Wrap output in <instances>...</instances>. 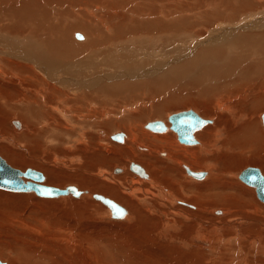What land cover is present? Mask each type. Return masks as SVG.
Segmentation results:
<instances>
[{
    "label": "bare ground",
    "instance_id": "6f19581e",
    "mask_svg": "<svg viewBox=\"0 0 264 264\" xmlns=\"http://www.w3.org/2000/svg\"><path fill=\"white\" fill-rule=\"evenodd\" d=\"M188 1L190 0H0V42L4 43V45L0 43V86H1L0 108L7 106L4 105L3 102L9 104L8 107H10L13 103H20V102L23 103L24 101L23 107L20 106L19 108L17 107L14 108L10 107V108H12V110L21 112L22 108L26 107L30 112L33 111L36 112V114L39 115L38 116L39 121L42 120V123H44L42 126L41 125H39V127L36 126L38 128L37 129L38 133L36 132L35 130L36 128H35L34 129L35 132H33L34 131L33 130L32 134L26 133V135L20 136L18 137V139L22 141V139L26 138L25 141L26 140L28 141L29 139L32 138L33 135L38 140L36 133L39 135L41 134L40 135L41 138L45 136V138L43 137V139L46 142L44 143L43 142L44 140L41 141L38 140L37 142L40 141L41 144H43L40 145L43 146L42 147L43 150L52 151L54 149L51 148V146L53 145V141L51 138L54 135L59 134V131H70L71 133H74L73 135L74 137L72 136V139H75V142L86 143L88 138L87 139L85 138V128L83 126L82 127L80 126L81 127L80 130L76 129L73 123H77V122L76 121L74 122V120L81 122L80 124H87L89 122L88 120L96 122L97 118L92 117L90 115V113L92 112L91 109H93L94 107L95 108L99 107L100 112L105 114L108 108V102L106 101L108 100H110V102L114 101L118 107L123 104H132L137 102L136 103L137 106L142 105L144 108L142 110H139L133 115L125 117V119L130 123L138 122L139 125L137 127L141 128L142 133H144L143 134L144 139L150 136L152 137L154 142L157 141L158 144L160 143V145L162 144L165 146H171V150H172L171 153L173 155H176L178 153L176 156L177 159L174 160V163H176L174 165H177L179 170L182 171L181 173L184 176L183 177L184 181H181V179L179 178L177 179L171 178L168 180L167 179L164 180L165 181L164 184L169 188V190H167L154 183L155 181L160 179V176H157L156 174L157 165L152 163V161L150 160V159L153 160L152 156L146 159V156L151 154L148 152L150 150L147 147L142 148L141 146H139V141H138L139 137L134 134V130L128 128L126 122L123 121L124 119L118 122L116 121L112 122L110 119H108V117L104 119L103 116L105 122L100 121L94 124L95 126L102 128L97 131L98 137L97 135H95L99 141V143H97V146L99 148L100 147L104 148L102 150H105V153L107 154H110L111 152L115 154L119 152L124 153L126 151H129L132 155L136 156L137 154L135 153L134 148L135 146L138 147L139 150L141 151L140 154L141 156H137L136 159L139 163H142L145 166L144 169L146 171L148 170L147 173L149 172L152 175L151 176L148 173L150 177H147L145 172L143 171L142 165L140 164L139 165L142 168L135 164L130 167L129 164L128 167L126 166L127 169H123V170L121 169V171H118L121 173L117 175L118 177L115 180H113L108 174H106L107 172L102 171L101 176L103 175V177H105L107 175L108 176V177L106 176L107 181L105 180L104 183H95L91 186V188H93L94 191L104 194L102 196L104 197L109 196L107 198L111 197L110 199L118 203L119 205L121 204L126 205L128 208L131 209V211L135 216L134 219L131 220L136 221L137 222L136 224H134L135 222L131 221V224L122 223L123 225H121L123 227H126L125 234H127V236L125 237V239L122 238V242H121L122 245L121 244L120 245L121 247H123V249H125L124 251L125 255L126 254L130 255L127 264H156L155 260H157L159 256H162L163 254L162 251H164V249H167L166 246L170 247L171 245L169 243L168 245L164 244L165 246H158L161 244L154 237L155 236L154 230L151 229L148 225L149 217H153L154 220L155 219L158 220V223L160 224L159 227L156 228V233L158 234V236L165 237V235H167L171 239L172 231H174L175 233L177 232L180 233V231L183 228L185 232L192 233L190 238H195L196 241L193 242L194 245L196 244V242L203 241L205 243H208L210 247H212L215 243L222 244L223 242L224 243L226 242L228 243L227 246L229 247L231 245L232 239L236 237H234V235H225V234L224 236L217 237V235L219 234V232H221V229H224L226 227H233L235 228V230L236 228L238 229L240 227L239 222L241 221V219L238 218L237 219L238 221H230L229 223H225L220 220L215 222L209 220V222H206V220L203 218V214H204L203 212L205 210L204 204H208V202L213 203L215 200L216 201L218 200L219 203L229 204L228 207H233V209L235 210L234 213L236 214V212L240 210L241 206H239V204H237L238 206H236L238 200L237 198L239 197L237 198L232 197L234 195L228 193L231 190H233L231 189V185L235 186L236 183V181L234 182L233 179L234 177L229 178V176L232 177V174H230V172L232 171L233 168L239 169L240 167L246 166L247 164H252V165L257 164V165H262L264 167V130L261 129L262 126L260 127L259 124V120L263 121L264 123V113L263 114L261 113L264 111V76H262V74H264V67L260 66V64H264V32L263 33L257 32L264 29H261L262 26L261 27L259 26L258 28L255 22L253 23L247 22L246 24H243L244 26H242V29H244L245 31H241L242 32L241 34L239 33L237 35L234 34V32H236L235 30L237 29L238 24H242L244 23V21L246 22V19L250 20L251 18L250 13L253 10L264 7V0H197L200 10L205 9V11H201V12L199 11L201 15H198L197 13L196 14L198 16L196 14H195L196 16L195 15L190 16L189 14H188L189 16L186 14L179 15L178 10L175 7H181L185 9V6H187ZM233 2H237V6L235 8H233L232 6ZM100 8H105V10H107L106 13L105 12L103 13L101 10H99V12L101 11V14L106 17V20L107 19L109 20L108 21L109 23H111V24H106V26H104L103 28L101 26L100 28L99 25L103 26L106 23L105 19H103L104 21L100 19L101 17L104 16L97 15L100 16L98 18L95 16L94 13L95 9H97L98 12V9ZM208 8H212L216 10H212ZM256 14L254 15L256 16ZM182 17H186L188 21L186 22L184 20H181ZM54 19H59L61 21L59 23L58 22L54 23L55 22ZM64 20L71 23V25L68 26L64 24L66 23L64 22ZM205 20H210V22H201ZM214 20L215 22H213ZM178 22L179 25H182V27L176 26ZM32 23L34 24L33 28L31 27ZM215 23H218V25H220L219 29H222L224 26L225 28L222 29L220 34L217 35L215 38L214 36L207 37L208 35L206 34L211 29L210 27L213 26ZM171 24L173 26H171ZM29 25L31 28L29 27ZM189 26L191 28V32H195L192 35V39L195 42H193V45L188 49L189 51L187 53L190 52L191 48L194 50L195 47L206 45L207 43L209 44L210 42H214L215 45L218 44L219 48L218 49H214V48L211 49V47L210 49L202 48L200 49L201 50L200 52L198 51L199 53L196 55L195 59L193 60L190 59L189 61L184 60L182 62L180 61L181 63L178 65L163 64V63H167L168 61L166 60L167 58L162 60L160 59L159 61L153 62L151 65L150 64L147 65L149 60V55H151L147 52L148 50L134 54L133 52H131L133 51V48L131 47H134L133 44L135 40L138 41V44H141L140 46H144L145 49L149 41L154 39L155 37H158L159 34L163 36L169 35L170 39H175L172 36L175 34H178L179 38L181 39L186 38L188 35L190 36L192 34L191 32H186L189 29ZM76 29H80L81 31L83 30L82 32L86 34L77 33L80 31H77ZM72 31L76 32L78 39H81L82 42L76 39L75 37L76 34L72 33ZM72 34L75 35L72 36ZM86 36L89 38V40L86 39L88 40V42L84 44L85 42L83 43V40ZM188 37L186 38L187 40L183 42H185L187 45H190L191 40ZM142 38H145V40H141ZM15 40H17L16 41L17 43H15ZM9 42H13L15 44L13 43L10 44ZM115 42L117 43V45H119L118 43H125L128 47L126 49L127 54L124 53L123 51L124 48L123 50H118V51L117 49L119 48L115 49L117 53L116 54L115 50H113L114 47H117V45L114 46ZM253 42L254 44H252ZM2 45L3 47H5V49H7L6 50L7 52L3 49V47H1ZM110 46L113 47L112 49L113 51H110L111 57L109 56V52H105V50H107V48H109ZM235 50L236 51L238 50L239 52L236 53ZM172 51H176V53L178 54L180 53L179 55L177 54L178 57L181 55V57H179L180 59L178 60H183V58L187 54L186 50L182 47L181 42L179 46H176V48H174ZM92 54H95V56L97 57L99 55L101 57L100 58L101 60H98L99 57L96 58L95 56H93L92 59L93 60L95 59L97 62L90 59V57L87 58V56L89 55L91 56ZM173 56L175 55L173 54ZM203 60L206 62H203ZM122 62L125 63L124 66H122L123 65ZM119 63L120 65L117 68L115 65ZM97 64L100 65L97 66ZM232 64L237 65L241 69V71L246 75L247 79L235 78L234 77L235 70L232 69ZM208 65L209 67L206 70L202 71L203 68ZM64 66H71L70 72H72L73 70L77 71L78 69H79L78 72H80V70H83V72L87 70V72H89L95 69V71H98L97 72L98 75L95 77L93 73L96 72L94 71L91 74L87 73V76H83L81 80H77L76 78H68L64 80V78H61V71L62 69L65 68ZM164 66H165L164 72H161V74L157 77L158 73L163 69ZM108 67H110L109 70ZM197 67H200L199 69H201V71H199V69L198 71H196ZM115 68L117 69L118 72H120V74H116L112 72L111 80L116 79L121 75L125 76L126 75L125 73L128 71H126L124 68L126 69L131 68L132 70L135 71L131 73H135V74H131L130 75L131 78L129 80H133V81L127 80L128 82H123V83L120 82L108 83L109 72L110 70L114 71ZM66 72L67 71L65 70L64 73ZM199 72L200 74L197 75L196 73ZM141 77H145L144 78L145 80H142ZM176 83L177 85H180L179 88H181V90L183 91L182 92L179 91L180 93L178 94H176L177 93L176 92L175 94L167 97L163 102L161 101L162 103H159L158 105L154 106L153 103H155V100L157 101L158 99L157 97L159 96L163 97L162 94L167 89L170 90L169 89L170 87L171 88L172 86L176 87L175 85ZM215 83L217 84L215 85ZM239 94H241L242 99L240 98L237 99L236 95ZM145 96H148L146 103L144 101L139 102ZM240 105L248 106L249 112L247 110L246 111L248 113L246 111L243 112L242 110H240ZM185 107L194 108V111L193 110L192 111L197 115L201 114L202 112L204 114H208L210 112H216V111L223 113L219 115L217 121H215V119H213L212 117L208 119L203 118L204 120H209V121L205 123L200 129L196 130L193 133L194 135L195 133L199 132L202 128H204V130L197 133L196 136L197 138L201 139L202 142L207 143L206 145L211 147L213 146L212 149L209 150L206 148L207 146L204 147L201 144L199 146L194 147L196 149H192L189 148L187 145H183L185 142L181 141L183 143L181 144L179 141L180 139L178 140L177 138L178 132L172 129L175 131L173 132L170 129L171 126L168 125L166 126V130L163 131L166 132L163 135L161 134L153 135L147 130L148 128L146 127L147 124L152 122L153 119H158L159 117H161L163 112L167 108L178 109ZM55 110L59 113V116L55 113ZM196 110L201 113L197 112ZM21 113L24 114L26 113V111H23ZM259 113L262 115L259 116L258 115ZM89 115L92 117L91 119L89 118ZM111 115L114 114L111 113L110 116ZM24 116L27 117V115L25 114ZM78 119L81 120L79 121ZM146 119H148V122L145 121ZM225 120L226 123L224 124ZM90 122L88 123L87 127L90 126ZM11 123L14 124L16 127L19 128L21 127L22 129L24 128V126L20 122H15V123L11 122ZM43 126L44 128H42ZM87 129L89 130V127ZM119 130L120 131L124 130L125 132L127 131L129 134L126 133L127 138L123 135L124 137L120 141L121 144L125 142L124 145L121 144L118 145V143H115L114 149L119 148V151L115 152V150L113 151L112 149H109L108 146L106 147L103 144L104 143L107 144L106 141L107 137L109 138V140L110 139L115 140L111 136L112 134H114L112 132L114 131L119 132ZM153 131L157 132L156 130ZM160 132L161 131L157 133ZM87 134L89 135V133ZM197 140L198 139H196L195 143H185V144H192L193 146V144L197 145L198 143H201ZM218 142L220 146L215 150ZM185 146H187L186 149H184ZM65 147H67V145ZM81 147L84 148L85 152L96 153L93 147L86 146L84 144ZM63 149L65 150L66 148ZM144 149L146 151H143ZM66 150H68V148ZM70 150L68 152H70ZM211 150L214 151V154L211 157H207L206 155L208 151L211 152ZM113 154L110 157H104L103 161L105 162L117 161V160L125 161V159L122 158L120 154L119 155L117 154L115 156ZM181 155L185 156L184 161L178 160ZM21 156L23 155L20 154V157ZM167 158L169 157L166 156L164 158V161ZM172 158L175 159L173 156ZM194 160L195 162H193ZM158 161L160 160L158 159ZM63 162L66 165L69 164L67 160L66 161L64 160ZM212 162L217 167L218 165L219 166L221 165L220 167H218V171L216 172L214 171L216 174L212 175L210 171L204 172V174L207 175L208 178L207 182L204 183L205 185H194L195 183L193 182L195 180L194 178H192V176H194L197 179H202L205 176L204 175L196 176L193 175L191 172H194V169H196L197 165L198 167H206L207 169L211 170ZM29 163L31 164V162ZM21 164L22 163H20V165ZM51 169L53 168L44 169L45 173L49 174ZM131 170H133L132 172L134 173H131ZM170 170H172V172H175V170L173 169ZM53 171L55 172V175H57L58 171L56 172L55 169H53ZM114 173H116L115 169H114ZM261 173L263 174V172ZM58 175H60V173ZM161 175H163V173ZM58 177L59 176H57V178ZM75 177L77 178V179L74 178L73 180L75 181V183L79 181V178L82 179V177L79 175H75ZM126 178L128 182H130L131 184L132 183H140V184H138L137 187L132 184L133 187L131 188V190L128 188L129 186L127 187L128 189H126V187H123L124 185H122L124 184L123 181L126 180ZM239 178L242 182H244L248 186L255 188L258 198L264 203V201L258 195L257 187L255 185L245 182L244 180L241 179L240 176ZM23 179L25 181L26 179L28 180V178H23ZM68 179L69 181L72 182L71 180L72 178L71 179L68 178ZM96 179H100V178H96ZM143 181H147V182H143ZM48 184L55 185L57 183L54 180H51L48 181ZM176 185H178V187ZM183 188L189 189L190 192L193 191L191 194L192 195L191 198L184 197L185 199L188 200V202H186L187 200L186 201L181 200L183 198L182 192L180 191L177 192L176 195L178 196H176L174 193V189H179V190L181 189L185 193ZM0 189L10 192H16V194L17 192H22V193L25 192L24 194L28 192H31L30 194L34 193L33 191H28V192L13 191L1 187ZM152 189H156L155 191L159 192L161 197H159L158 199L155 198ZM79 190H81L82 193L78 198L90 197L99 200V202L101 201L102 204L108 207V209L111 211L112 214V207H110L109 204L105 203L100 199H97L95 195H91L88 191H84L82 189ZM250 191H252V189ZM250 191L248 193H251V195H253V193ZM242 192H244V190ZM137 193H143L144 196L139 197L136 195ZM20 195L22 196V194ZM60 196H64L65 198L69 197L68 195H60ZM13 197L15 196L13 195ZM25 197H27V195ZM57 197L58 196L44 197V198H57ZM24 198L22 200H24ZM60 198L63 199L62 197ZM149 198H152L154 201L151 204L146 205L145 201ZM26 199L27 198H25V200ZM45 200H49V199H45ZM43 202L44 201H42V203ZM191 204H196V206H192ZM242 205L244 210L241 211H243L245 215L247 214V216L249 213L256 216L264 215V212L262 214V212L259 211L256 205H254L253 203L252 204L247 203ZM9 206L11 207V205ZM58 207L56 208L57 211H58ZM189 207L192 208L194 207L198 209V211H194ZM128 208L127 209L125 208L126 213L123 217H113L112 214V218L124 219L125 217L129 216ZM95 209L97 212L105 214L103 211H101L103 210L102 208L101 209L95 208ZM208 210L211 211V209ZM229 212L227 213L229 214ZM17 213L18 211L16 212V214ZM145 213H147L149 217L146 216ZM19 214L20 213H18V215ZM211 214L214 213L211 211ZM241 216L244 217L243 214H241ZM9 218L10 217L7 216L6 223H3L5 224V226L6 224L8 225L10 221H12L11 218L10 219ZM127 219L130 218L127 217ZM251 222L253 221L247 220L244 222V224ZM22 223L23 222H21L20 226L24 224ZM76 225L77 223H75V221L73 223L71 222L65 223L64 225H62L60 229H69L70 231L72 230L75 231ZM142 225L147 226V228H145L143 232L140 230V227ZM5 226H3V228H5ZM23 226L21 227V229L23 228ZM263 226L264 224L260 225V228ZM205 227H206V231L203 232V230H205ZM18 228L20 227L18 226ZM14 230L16 231V229ZM44 230L47 231L44 232ZM69 230H66L68 231L67 233H69ZM19 231L17 233H19ZM38 232H40L41 234L45 233L48 236L49 234H51L52 236H57L56 239L60 235H62V234L59 235L58 230L52 228V226L50 227L48 223L42 224V227ZM12 234H14V232ZM254 234L255 233H253V235ZM137 236L138 238H136ZM263 236H264L263 232H260L259 234H256L255 236L252 237L249 236L248 233V237H244V238H247L250 241L251 245H253V243L254 244L258 243L259 245V246L257 245L258 248L261 246V249L264 250V238H262ZM135 238L136 240H134ZM237 239L239 238L237 237ZM39 240H40L39 238H35V243H37ZM174 240L175 241L180 240V238L178 236L172 237L171 243ZM89 243L90 245L87 244L86 248L82 247L81 249L78 244L79 248L76 249V253L74 254H73V250H71L72 247L71 249L70 247L69 248L67 247L69 242L67 246L65 245V247H61V245L58 246L57 242L56 244H51L50 248L42 245V247H40V249L41 248L44 249L42 250V252L38 251L40 249L28 250L27 253L29 252V257L27 258L26 257L23 258L22 253L14 256V254L11 251V246H9L8 248L5 245V247L0 246V260L5 261L8 264H98L99 262L98 255L99 257H101V255L98 253V249H96V247L91 242ZM180 243L184 248H189L193 245L186 241H182ZM22 244L23 243H21V245ZM160 247H162L163 250L158 251ZM17 248L18 247H16V249ZM239 249H241V251L243 250L242 252L244 255H249L250 251L252 250V249L247 250L245 247L242 246H240ZM254 250L256 251V249ZM21 251H24L23 247L21 248ZM170 251H172L171 253L176 255V257L179 259V261H175L173 258L174 260L173 264L174 263L175 264H187V263L205 264L203 260L196 259L197 257L202 258L201 256L204 255L202 254V249L196 252L198 254L195 255L197 257L196 258L194 257L195 258L194 260L189 258V256H185L180 251H177V249L175 248L171 249ZM149 254L158 258L150 259L148 258ZM191 254L192 253H190V256ZM238 255H240V251ZM218 258H219V262H215L216 264H222V263L227 264L222 257H218ZM233 259H235L234 262L237 261L236 260L237 258H233ZM113 260L114 263L113 262L111 263L116 264L115 258ZM213 260L214 259H212L211 262H209V264H214ZM167 263L172 264V261L169 260ZM246 264H249V262L247 263L246 261ZM254 264H260V263L254 262Z\"/></svg>",
    "mask_w": 264,
    "mask_h": 264
},
{
    "label": "rangeland",
    "instance_id": "374dc122",
    "mask_svg": "<svg viewBox=\"0 0 264 264\" xmlns=\"http://www.w3.org/2000/svg\"><path fill=\"white\" fill-rule=\"evenodd\" d=\"M189 2V3H188ZM187 2V6H185V9L184 8H181V7H175L177 10H178V14L179 15H190V16H193V15H195L196 13L198 14V15H201V11H205V9L204 10H200V8H199V6H198V1L197 0H190V1H188ZM190 6H192V7H190ZM194 6H195V8H194ZM232 6H233V8H235L236 6H237V2H233L232 3ZM54 7V6H53ZM188 7V8H187ZM198 7V8H197ZM182 9H183V11H182ZM198 10V12H197V10ZM208 9H212V8H208ZM99 10H101L103 13L105 12H107V10H105V8H100V9H98V12H97V9H95V11H94V13H95V16L96 17H100V16H97V15H101V16H104V15H102L101 14V11L99 12ZM212 10H216V9H212ZM188 11V12H187ZM200 11V12H199ZM256 12H257V14H256ZM259 12V13H258ZM196 14V15H197ZM254 14H256V16L254 15ZM83 15V14H82ZM188 15V16H189ZM195 15V16H196ZM197 15V16H198ZM250 15H251V18H250V20L249 19H246V22L244 21V23H242V24H238L237 25V29L235 30L236 32H234V34L235 35H237L238 33L239 34H241L242 32L241 31H245L244 29H242V26H244L243 24H246L247 22H250V23H253V22H255L256 23V25L258 26V28H259V26L261 27L262 26V28L261 29H264V7L263 8H258V9H255V10H253L251 13H250ZM65 18H66V16H65ZM94 19V18H93ZM100 19H105L106 20V17L104 16V17H101ZM252 19H253V21H252ZM54 20H55V22H54ZM53 20V22L54 23H59L61 20H59V19H54ZM57 20V21H56ZM181 20H184V21H188L187 19H186V17H182L181 18ZM262 20V21H261ZM95 21H96V19H95ZM104 21V20H103ZM109 20L107 19L105 22V24L102 26V25H99V27L101 26L102 28L104 27V26H106V24H111V23H109L108 22ZM261 21V22H260ZM64 22H66V23H64V24H66V25H68V26H70L71 25V23H69L68 21H65L64 20ZM67 22H68V24H67ZM108 22V23H107ZM201 22H210V20H205V21H201ZM213 22H215V20L213 21ZM217 22V21H216ZM174 23V22H173ZM172 23V24H173ZM189 23V22H188ZM219 23V22H218ZM218 23H215L213 26H211L210 28L212 29H210L209 31H208V33L206 34V35H208L207 37H210V36H214V38L217 36V35H219L220 34V32H221V30L222 29H224L225 28V26L222 28V29H219L220 28V25H218ZM171 24V26H173ZM31 25V24H30ZM30 25H29V27H30ZM33 25V26H32ZM32 25H31V27L33 28L34 27V24L32 23ZM191 25V24H190ZM174 26H175V24H174ZM176 26H181L182 27V25H179V22L176 24ZM30 27V28H31ZM100 27V28H101ZM180 27V28H181ZM217 27V28H216ZM77 31H80V32H77V33H83V34H86V33H84V32H82L80 29H76ZM238 30V31H237ZM252 30V29H251ZM74 31H75V29H74ZM74 31H72V33H75L76 34V32H74ZM240 31V32H239ZM186 32H191V28H190V26H189V29L186 31ZM257 32H264V30H260V31H257ZM192 34L188 37L190 40H191V44L190 45H187L185 42H183V41H185V40H187L186 38H179V36H178V34H175V35H172L175 39H170L169 38V35H158V37H155L154 39H152V40H150L149 41V43H148V45L145 47V49H144V46H140L141 44H138V41H134V47H131V48H133V51H131V52H133V54L134 53H139V52H144V51H146V50H148L147 52L149 53V54H151V55H149V60H148V63H147V65L148 64H152L153 62H156V61H159L160 59L162 60V59H166V60H168L167 61V63H163V64H166V65H178V64H180L182 61H184V60H187V61H189L190 59H195V57H196V55L201 51L200 49H202V48H206V49H210V47H211V49H218L219 47H218V44H214V42H210L209 44L207 43L206 45H201V46H197V47H195V49L193 50L192 48L190 49V52L189 53H187L189 50V48L193 45V42H195V41H193V39H192V35L195 33V32H191ZM247 33H249V32H247ZM75 34H72V36H74ZM76 39L78 40V41H81V39H78V36H77V34H76ZM74 38V37H73ZM179 38V39H178ZM16 39H18V38H16ZM86 39H88L89 40V38L86 36L85 38H84V40H83V43L84 44H86L87 42H88V40H86ZM164 39V40H163ZM171 41H170V40ZM74 40V39H73ZM141 40H145V38H142ZM12 41V40H11ZM17 40H15V43H17L16 42ZM20 41V40H19ZM18 41V42H19ZM76 41V40H75ZM77 41V42H78ZM82 42V41H81ZM118 42V41H117ZM170 42V43H169ZM172 42V43H171ZM176 42V43H175ZM180 42H181V44H182V47L186 50V55H185V57L183 58V60H178V59H180L179 57H181V55L178 57V55L180 54H178V53H176V51H172L174 48H176V46H179V44H180ZM1 43V42H0ZM10 44L11 43H13V42H9ZM8 43V44H9ZM15 43H13V44H15ZM82 43V44H83ZM189 43V42H188ZM218 43V42H217ZM1 44H3L4 45V43H1ZM119 45H117V43L115 42V45L114 46H116L117 45V47H114V49H113V47L112 46H110L109 48H107V50H105V52H109V56L111 57V52L110 51H113V50H115V49H117V48H119V49H117V51L118 50H123V48H124V53L125 54H127V45L125 44V43H118ZM123 44V45H122ZM163 44V45H162ZM176 44V45H175ZM252 44H254V42L252 43ZM3 45L1 46V47H3ZM121 45V46H120ZM160 45V46H159ZM168 45V46H167ZM175 46V47H174ZM142 47H143V49H142ZM173 48V49H172ZM3 49L6 51L7 49H5V47H3ZM108 49H111V50H108ZM113 49V50H112ZM1 50H2V48H1ZM155 50V51H154ZM4 51V52H5ZM160 51V52H159ZM193 51V52H192ZM199 51V52H198ZM230 51V50H229ZM232 51V50H231ZM7 52V51H6ZM235 52L237 53V52H239L238 50L236 51L235 50ZM115 53H116V50H115ZM171 53V54H170ZM230 53H232V52H230ZM95 54H97V53H95ZM95 54H92L91 56L89 55V56H87V58H89L90 57V59H92V57L93 56H95ZM103 54V53H102ZM101 54V55H102ZM117 54V53H116ZM173 54L175 55V56H173ZM178 54V55H177ZM162 55V56H161ZM171 55V56H170ZM114 56V55H113ZM116 56V55H115ZM187 56V57H186ZM96 58H98V60H101L100 58V56L98 55V57L97 56H95ZM162 57V58H161ZM194 57V58H193ZM154 58V59H153ZM175 59V60H174ZM93 60V59H92ZM170 60V61H169ZM93 61H96L95 59L93 60ZM181 61V62H180ZM97 62V61H96ZM99 62V61H98ZM172 62V63H171ZM177 64H176V63ZM203 62H206V61H204L203 60ZM122 66H124V62H122ZM203 64V63H202ZM201 64V65H202ZM98 65H100V64H97V66ZM120 65V63L119 64H117V65H115L117 68H118V66ZM165 65V66H166ZM165 66L163 67V69L158 73V75H157V77L161 74V72H164V69H165ZM260 66H263L264 67V64H260ZM65 68L64 69H62V71H61V78H64V80H66V79H68V78H76L77 80H81L82 78H83V76H87V73L88 74H91V73H93L94 71H95V69H93V70H91V71H89V72H87V70H85L86 71V73H85V71L83 72V70H80V72H78L79 71V69L76 71V70H73L72 72H70V70H71V66H64ZM114 67V66H113ZM202 67V66H201ZM209 67V65L208 66H206V67H204L203 68V70L202 71H204V70H206L207 68ZM67 68V69H66ZM70 68V69H69ZM109 68L110 67H108V70H109ZM200 67H197V70L196 71H198V69H199ZM126 71H128V72H126L125 74V76H120V77H118V78H116V79H113V80H111V73L112 72H114V73H116V74H120V72H118L117 71V69L115 68V70L114 71H111L110 70V72H109V79H108V83H116V82H120V83H123V82H128V81H133V80H129L131 77H130V75L131 74H135V73H131V72H135L134 70H132L131 68L130 69H126V68H124ZM232 69H234L235 70V73H234V77L235 78H244V79H247V77H246V75L241 71V69L237 66V65H235V64H232ZM67 71L66 73H64V71ZM137 71H139V70H137ZM195 71V72H196ZM199 71H201V69H199ZM63 72V73H62ZM69 72V73H68ZM96 73H93L94 74V76L96 77L97 75H98V71H95ZM130 72V73H129ZM76 73H78V74H76ZM121 73H122V71H121ZM63 74V75H62ZM93 74H92V76H93ZM197 75L198 74H200V72L199 73H196ZM91 76V75H90ZM91 76V77H92ZM262 76H264V74H262ZM119 78H120V80H119ZM145 77H141V79L142 80H145L144 79ZM128 80V81H127ZM175 83V82H174ZM173 83V84H174ZM172 84V85H173ZM217 83H215V85H216ZM176 85V87L174 86H172V88L170 87L169 89L170 90H172V91H170V90H166L165 92L167 93V95H166V93L164 92L163 94H162V96L164 97H157L156 99H157V101L155 100V103H153L154 104V106H156V105H158L159 103H162L167 97H169V96H171V95H173V94H175L176 92V94H178V93H180V92H182L183 90H181V88H179L180 87V85H177V83L175 84ZM1 87V86H0ZM175 88V89H174ZM178 90V91H177ZM180 91V92H179ZM170 94V95H169ZM225 94V93H224ZM237 96V99H242V96H241V94H239V95H236ZM148 99V96H145V97H143L139 102H142V101H144L145 103H146V100ZM162 101V102H161ZM106 102H108V108H107V111H106V113L104 114V113H101L100 112V108L99 107H97V108H93V109H91L92 110V112H91V110H90V115L92 116V117H96L97 118V121L95 122V121H91V120H88L89 122H90V126H88L89 127V130L87 129L88 127H87V125H88V123L87 124H80L81 122H78L77 120H74V122L76 121L77 123H73V125L75 126V128L76 129H78V130H80V128L83 126L84 128H85V138L87 139L88 138V140L86 141V143H83V142H81V143H77V142H75V139H72V136L74 135V133H71L70 131H59V134H56V135H54L51 139H52V141H53V145L51 146V148L52 149H54V150H52V151H46V150H43L42 149V147L43 146H40V145H43V144H41V140H44L43 139V137L45 138V136H43L42 138H41V134L39 135V134H37L38 133V128L37 127H39V125H43L44 123H42V120H40L39 121V119H38V114H36V112H30L26 107L25 108H22V111L21 112H23V111H26V113H24L25 115H27V117L29 118H27V117H25L24 116V114L23 113H21V112H18V111H16V110H12V108H10V107H17V108H19L20 106L21 107H23V103H24V101H23V103L22 102H20V103H13L10 107H8L9 106V104H6L5 102H3V104L4 105H7V106H5V107H3V108H0V156L4 159V160H6V162L8 163V164H10L12 167H14V168H16V167H18V168H16V169H20L21 171H25L26 170V168H28V167H31V168H33V169H35V170H38V171H41L43 174H44V176H45V179L42 181L43 183L42 184H44V185H48V186H57V187H59V188H66L67 186H69L70 184L71 185H75V186H77L79 189H82V190H84V191H88L91 195H95V194H100V195H104V194H102V193H100V192H97V191H94L93 190V188H91V186L93 185V184H95V183H104L105 182V180L107 181V177L105 176V177H103V175L101 176V172L102 171H105V172H107L106 174H108L113 180H115V179H117V175H119V173H121V172H118V171H121V169L123 170V169H127V167H128V165L131 167L132 165H138V166H140V165H142V167H143V171L145 172V174H146V176L147 177H150V175H151V173H147V171L144 169L145 168V166L142 164V163H139L138 161H137V156H141L140 154H141V151L139 150V148L138 147H136L135 146V148H134V151H135V153L137 154L136 156H134V155H132L129 151H126V152H124V153H122V152H119V153H115V154H113V152H111L110 154H107V153H105V150H102V149H104V148H99L98 146H97V143H99V141H98V139H97V137H98V135H97V131L98 130H100V129H102L101 127H97V126H95L94 124L95 123H97V122H105L104 121V119L106 118V117H108V119H110L112 122L113 121H116V122H118V121H120V120H123V121H125L126 122V124H127V126H128V128H131L132 130H134V134L135 135H137L138 137H139V139H138V141H139V146H141L142 148L143 147H147L150 151H148L149 153H151L150 155H148V156H146V159H148V158H150V156H152V158H153V160L152 159H150L151 161H152V163H154V164H156L157 165V167H156V174H157V176H160V179H158L157 181H155L154 183H156L158 186H161V187H163V188H165V189H167V190H169V188L164 184L165 183V181L164 180H168V179H171V178H175V179H177V178H179V179H181V181H184V176H183V174L181 173L182 171H180L179 170V168L177 167V165H174V164H176V163H174V160H176L177 159V154L176 155H173L171 152H172V150H171V146H165V145H160V143L158 144V142L157 141H155L154 142V140L152 139V137H148V138H143L144 137V133H142V130H141V128H139V127H137L139 124H138V122H136V123H130L129 121H127L126 119H125V117H127V116H130V115H133V114H135L136 112H138L139 110H142L144 107L142 106V105H139V106H137L136 105V103L137 102H135V103H132V104H123V105H121V106H117V104L114 102V101H111L110 102V100H108V101H106ZM114 107H112V106ZM149 106V105H148ZM243 107V108H242ZM38 109V108H37ZM10 110V111H9ZM169 110V111H168ZM189 111V110H193L194 111V108H192V107H185V108H178V109H173V108H167L164 112H163V114H162V116L161 117H159L158 119H153L152 120V122H154V121H162V122H164L165 123V125L167 126H171L170 127V129L172 130V125H171V123H170V121H169V118H170V116L172 115V114H176V113H179V112H182V111ZM240 110H242L243 112H245L246 110L248 111L249 110V107L248 106H245V105H240ZM9 111V112H8ZM97 111V112H96ZM197 111V110H196ZM246 111V112H247ZM11 112V113H10ZM38 112V111H37ZM93 112H95V113H93ZM197 112H199V111H197ZM249 112V111H248ZM247 112V113H248ZM55 113L59 116V113L55 110ZM114 114V115H111L110 116V114ZM199 113H201V112H199ZM203 113V112H202ZM199 114L202 118H205V119H208V118H213V119H215V121H217V119H218V117H219V115H221V114H223V113H221V112H219V111H216V112H210V113H208V114ZM262 114L264 113V111L263 112H261ZM7 116H6V115ZM36 114V115H35ZM262 114H258L259 116L260 115H262ZM89 115V118L91 119L92 117ZM98 115V116H97ZM100 115V116H99ZM108 115V116H107ZM4 116H6V117H4ZM103 116H104V119H103ZM101 117V118H100ZM20 120V121H19ZM79 121L81 120V119H78ZM122 121V122H123ZM146 122H148V119H146L145 120ZM11 122H20L23 126H24V128L22 129L21 127V129L19 128V127H16L14 124H12ZM4 123V124H3ZM226 123V120L224 121V124ZM262 123V124H261ZM146 124V123H145ZM259 124H260V127H261V129H263L264 130V123H263V121H261V120H259ZM37 126V127H36ZM77 126V127H76ZM79 126V127H78ZM81 126V127H80ZM95 127V128H94ZM115 127V126H114ZM114 127H112V128H114ZM147 127V126H146ZM36 128V129H35ZM42 128H44V126L42 127ZM144 128V127H143ZM6 129V130H5ZM16 129H17V131H16ZM36 130V135H37V138H38V140H40L39 142H37L38 140L32 135V138L31 139H29L28 141L26 140L25 141V139L26 138H24V139H22V141L20 140V139H18V137H20V136H23V135H26V133H30V134H32L33 132H35V130ZM145 129V128H144ZM19 130V131H18ZM34 130V131H33ZM147 130L150 132V133H152L153 135H159V134H161V135H163V134H165L166 132H163V131H161L160 133H157V132H159V131H157V132H155V131H153V130H150V129H148L147 128ZM202 130H204V128H202L200 131H202ZM33 131V132H32ZM43 131H44V129H43ZM118 131V130H117ZM117 131H114V132H112V133H114V134H119L120 132L121 133H123V135L127 138V135H126V133H128L127 131L125 132L124 130H122V131H120L119 130V132H117ZM173 132H175L174 130H172ZM199 131V132H200ZM7 132V133H6ZM117 132V133H116ZM140 132V133H139ZM199 132H197V133H199ZM10 133V134H9ZM13 133V134H12ZM71 135H70V134ZM87 133H89V135L87 134ZM120 133V134H121ZM138 133V134H137ZM197 133H195L194 134V137L196 138V139H198L197 141H199V142H201V143H198L197 145L196 144H193V146H192V144H183L180 140H179V137H178V134H177V132H176V134H177V138H178V140L180 141V143L181 144H183V145H187L189 148H192V149H196V148H194V147H196V146H199L200 144L202 145V146H204V147H206L207 149H212L213 148V146L211 147V146H208V145H206L207 143H205V142H202L201 141V139H199V138H197ZM93 134V135H92ZM114 134H112V135H114ZM129 134V133H128ZM142 134V135H141ZM39 135V136H38ZM90 135H92V136H90ZM95 135H97V137L95 136ZM111 135V136H112ZM84 136V135H83ZM74 137V136H73ZM156 137H158V136H156ZM91 138V139H90ZM106 138V137H105ZM105 138H103V139H105ZM9 139V140H8ZM142 139H143V141H142ZM147 139V140H146ZM90 140V141H89ZM92 140V141H91ZM109 138L107 137L106 138V141H107V144H103L104 146H108V148L109 149H112L113 151L115 150V152H118L119 151V148H116V149H114V147H115V143H118V145L119 144H121L120 143V141L119 140H112V139H110L109 141ZM112 140V141H111ZM114 141V142H113ZM116 141V142H115ZM14 142V143H13ZM44 143L46 142L45 140L43 141ZM140 143H142V144H140ZM158 145H157V144ZM86 145V146H90V147H93V149H94V151L96 152V153H93V152H85V150H84V148L83 147H81L82 145ZM125 144V142H123L121 145H124ZM144 144V145H143ZM67 145V147H65ZM72 145V146H71ZM114 145V146H113ZM69 146H71V147H69ZM76 146V147H75ZM79 146V147H78ZM97 146V147H96ZM187 146H185L184 147V149H186V147ZM220 146V144H219V142L217 143V146H216V148H215V150L218 148ZM112 147V148H111ZM170 147V148H169ZM60 148H61V150H60ZM63 148H68V150H64ZM71 150H70V149ZM77 148V149H76ZM97 148V149H96ZM138 148V149H137ZM160 148V149H159ZM163 148V149H162ZM59 149V150H58ZM96 149V150H95ZM70 150V152H68ZM101 150V151H100ZM143 151H146L145 149L143 150ZM24 152V153H23ZM158 152H160V153H158ZM163 152H164V154H163ZM90 153H92V154H90ZM167 153H168V155H167ZM172 155H171V154ZM20 154L21 155H23V156H21L20 157ZM88 154V155H87ZM112 154L115 156V155H121V157L122 158H124L125 159V161H128V162H125V161H122V160H117V161H103V158L104 157H110V156H112ZM159 154V155H158ZM214 154V151L213 150H211V152L210 151H208V153H207V157H211L212 155ZM13 156V157H12ZM156 156V157H155ZM169 157V158H167V159H165V161H164V158L165 157ZM170 156H171V158H170ZM172 156L175 158V159H173L172 158ZM80 157V158H79ZM93 158V159H92ZM179 158V157H178ZM10 159H12V160H10ZM58 159V160H57ZM154 159H155V161H154ZM158 159L160 160V161H158ZM184 159H185V156H183V155H181L180 156V158L178 159V160H181V161H184ZM14 160V161H13ZM68 161L69 162V164H64V162L63 161ZM168 160V161H167ZM13 161V162H12ZM17 163H16V162ZM62 161V162H61ZM154 161V162H153ZM29 162H31V164L29 163ZM164 162H166V163H164ZM193 162H195V160L193 161ZM19 163V164H18ZM20 163H22L21 165H23V166H21L20 165ZM24 163V164H23ZM28 163H29V165H28ZM88 163V164H87ZM133 163V164H132ZM168 163V164H167ZM17 164V165H16ZM140 164V165H139ZM159 164H161V165H159ZM173 166H172V165ZM24 165H26V166H24ZM43 165V166H42ZM168 165V166H167ZM197 165V164H196ZM38 166V167H37ZM42 166V167H41ZM49 166V167H48ZM127 166V167H126ZM159 166V167H158ZM164 166H165V168H164ZM212 168H211V170H213V171H211V170H209V169H207L206 167H198V165H197V167H196V169H194V172H197V173H199V172H208V171H210L211 173H212V175H215L216 173V171H218V167H220L219 165H218V167L216 166V165H214V163L212 162ZM20 167V168H19ZM35 167V168H34ZM141 167V166H140ZM141 167V168H142ZM163 169H162V168ZM167 167V168H166ZM247 167V168H246ZM249 167H256V168H260V170H261V172H263V175H264V167L262 166V165H257V164H254V165H252V164H247L246 166H242V167H240L239 169H232V173L230 172V174H232V177L231 176H229V178H233L234 179V182L236 181V183H235V186H233V185H231V189H233V190H231L230 192H228V193H230L231 195H234V196H232V197H239V198H237L238 200L240 199L241 200V202H240V200L238 201L237 200V203H236V206H238L237 204H239V206H241L240 207V210H238L237 212H236V214L234 213L235 212V210L233 209V207H228L229 206V204H222V203H219V201L217 200H215L213 203L211 202V203H209L208 202V204H204V214H203V218L206 220V222H209V220H211V221H213V222H215V221H218V220H220V221H223V222H225V223H229L230 221H238L237 219L239 218V219H241V221L239 222V224H240V227L237 229L236 228V230H235V228H233V227H226V228H224V229H221V232H219V234L217 235V237H221V236H224V234L225 235H234V237H236V238H233L232 239V242H231V245L228 247L227 246V244L228 243H222V244H218V243H215L212 247H210V245L208 244V243H205V242H203V241H199V242H196V244L194 245L193 244V242H195L196 240H195V238H190L191 237V235H192V233H187V232H185L184 230H183V228H182V230L180 231V233H175L174 231H172L171 232V234L173 235H171V239H172V237H175V236H178L179 238H180V240H174L172 243H171V239L167 236V235H165V237L164 236H158V234L156 233V228H158L159 227V223H158V220H154L153 219V217H149L148 216V214L147 213H145V215L146 216H148L149 218H148V225H149V227L151 228V229H153L154 230V237L160 242V244L161 245H158V246H165L164 244H171L170 245V247H167L166 246V248L167 249H164V251H162L163 252V254H162V256H159V258L158 257H155V256H153V255H148V258H158L157 260H155V262H156V264H169V263H167L169 260H171L172 261V264H173V262H174V260L175 261H179V259L176 257V255H174L173 253H171L172 251H170L171 249H173V248H175V249H177V251H180L181 253H183L185 256H189V258H191V259H195L197 256H195L196 254H198V253H196V252H198L200 249H202V254H204V255H202L201 257L202 258H200V257H197L196 259H201V260H203L204 262H205V264H209V262H211V260L212 259H214L213 261H214V264H216L215 262H219V258L218 257H222L223 258V260L227 263V264H246V261H247V263L249 262V264H254V262H258V263H260V264H264V250H262L261 249V246L258 248V243H255L256 244V246H255V244L253 243V245H251V243H250V241L247 239V238H244V237H248V233H249V236H255L256 234H259L260 232H263L264 233V226L263 227H261L260 228V225H262V224H264V215H262V216H256V215H252V214H248V216H250V217H248L247 216V214L245 215V213L243 212V211H241V210H244V208H243V205L242 204H254V205H256V207L259 209V211H261L262 212V214H263V212H264V203L258 198V196H257V192H256V189L255 188H253V187H251V186H248L247 184H245L244 182H242L241 180H240V178H239V176H240V174L244 171V170H246V169H248ZM39 168V169H38ZM43 168V169H42ZM47 168H53V169H55L56 170V172H57V175H55V172L53 171V169H51V171L49 172V174H47V173H45V170L44 169H47ZM177 168V169H176ZM222 168V167H221ZM73 169H75V170H73ZM90 169V170H89ZM114 169H115V172L116 173H114ZM170 169H173V170H175V172H172V170H170ZM164 170V171H163ZM168 170V171H167ZM200 170V171H199ZM242 170V171H241ZM133 170H131V173H134V172H132ZM215 171V172H214ZM166 172V173H165ZM167 172H168V174H167ZM235 172V173H234ZM60 173V175H58ZM68 173H70V174H68ZM74 173V174H73ZM163 173V175H161ZM173 173V174H172ZM62 174V175H61ZM65 174V175H64ZM72 174V175H71ZM230 174H228V175H230ZM64 175V176H63ZM74 175V176H73ZM75 175H79V176H81L82 177V179L81 178H79V181L78 182H76L75 183V181H73L74 180V178H76L75 177ZM85 175V176H84ZM166 175H168V176H166ZM185 175V174H184ZM57 176H59L58 178H57ZM61 176V177H60ZM72 176V177H71ZM93 176H95V177H93ZM116 176V177H115ZM133 176H135V175H133ZM152 176V175H151ZM169 176H171V177H169ZM204 176L205 177H203L202 179H197V178H195L194 176H192V178H194V182L193 183H195L194 185H205L204 183H206L207 182V175H205L204 174ZM72 178L71 180H72V182L71 181H69V179L68 178ZM90 177H92V178H90ZM101 177H102V179H101ZM236 177V178H235ZM96 178H100V179H96ZM50 179V180H49ZM77 179V178H76ZM80 179H81V181H80ZM84 179H86V180H84ZM90 179V180H89ZM51 180H54L57 184H55V185H50V184H48V181H51ZM26 181H27V179H26ZM84 181V182H83ZM101 181V182H100ZM198 181H199V183H198ZM68 182V183H67ZM88 184H87V183ZM143 182H147V181H143ZM209 182V181H208ZM62 183V184H61ZM66 183V184H65ZM90 183V184H89ZM92 183V184H91ZM123 183L124 184H122V185H124L123 187H126V189H130L131 190V188L133 187V185H135L136 187H137V185L138 184H140V183H130V182H128V180H127V178H126V180H124L123 181ZM203 183V184H202ZM239 183H241V184H239ZM65 184V185H64ZM68 184V185H67ZM127 186H126V185ZM238 184V185H237ZM240 185V186H239ZM129 186V187H128ZM131 186V187H130ZM177 187H178V185H176ZM233 186V187H232ZM128 187V188H127ZM176 187V188H177ZM242 187H244V188H242ZM247 188V189H246ZM252 189V191H250L251 189ZM184 189V188H183ZM250 189V190H249ZM255 189V190H254ZM156 189H152V191L154 192V197L155 198H159V197H161L160 196V194H159V192H157V191H155ZM188 190V191H187ZM244 190V192H242ZM250 192H252L253 193V195H251V193H248L249 191ZM182 192V194H183V198L181 199V198H179V199H181V200H187V199H185L184 197H189V198H191V194H192V192L193 191H191L190 192V190L189 189H187V188H185L184 189V191H185V193L183 192V190H179V189H174V193H175V195H176V193L177 192ZM248 191V192H247ZM10 191H6V190H3V189H0V213L2 214H0V217L2 218H0V220H1V222H0V246H3V247H5V245H6V247H8L9 248V246H11V251H12V253L14 254V256L15 255H19V254H21L22 253V257L24 258V257H29V252L27 253V251L28 250H38V249H40V247H42V245H44V246H47V247H51L50 245L51 244H56V242H57V244H58V246L59 245H61V247H65V245L67 246V244H68V242H69V244H68V248L70 247V249H71V247H72V249L71 250H73V254L74 253H76V249L77 248H79L80 247V249L82 248V247H84V248H86V246H87V244L88 245H90V243L89 242H91L95 247H96V249H98V253L101 255V257H99V255H98V259H99V262H98V264H113L114 263V258H115V260H116V264H127V261H128V259H129V257H130V255H128V254H126L125 255V253H124V251H125V249H123V247H121V245H122V238L123 239H125V237L127 236V234H125L126 232H125V228L126 227H123V226H121V225H123V224H126V223H130L131 224V221H133V222H135L134 224H136L137 222L136 221H134V220H131V219H134V214H133V212L131 211V209L130 208H128L126 205H124V204H121L122 206H124V208H128V211H129V216H127L128 218H130V219H127V217H125L124 219H113L112 218V214H111V211L108 209V207H106L104 204H102L101 203V201L99 202V200H96V199H94V198H90V197H88V198H78V197H75L73 194H71V193H69V194H67L69 197L68 198H65L64 196H60V197H64L63 199H61L59 196L57 197V198H44V197H41V196H39V195H37L36 194V192H32L33 194H30L31 192H28V193H26V194H24L25 192H17V194H16V192H10ZM187 192V193H186ZM239 192V193H238ZM256 192V193H255ZM3 193V194H2ZM7 195H6V194ZM211 193H214V192H211ZM216 193V192H215ZM222 193H224V192H222ZM10 194V195H9ZM11 194H13L15 197H13V195H11ZM20 194H22V196L20 195ZM24 194V195H23ZM71 194V195H70ZM187 194V195H186ZM20 195V196H19ZM27 195V197H25ZM137 196H139V197H143L144 196V194L143 193H137L136 194ZM186 195V196H185ZM189 195V196H188ZM220 195H221V193H220ZM16 196H18V197H16ZM176 196H178V195H176ZM21 197V198H20ZM27 198L26 200H25V198ZM29 197V198H28ZM71 197V198H70ZM106 197H109V196H106ZM240 197H242V198H240ZM245 197V198H244ZM24 198V200H22ZM40 200H39V199ZM111 198V197H110ZM12 199V200H11ZM20 199V200H19ZM45 199H49V200H45ZM53 199V200H52ZM65 199V200H64ZM44 201L43 203H42V201ZM251 200H252V202H251ZM18 201V202H17ZM35 201H37V202H35ZM46 201V202H45ZM48 201V202H47ZM97 201V202H96ZM154 200L152 199V198H149V199H147L146 201H145V204L147 205V204H151L152 202H153ZM50 202V203H49ZM186 202H188V200L186 201ZM86 203V204H85ZM215 203V204H214ZM241 203V204H240ZM256 203V204H255ZM4 204H6V205H4ZM11 205V207L9 206V205ZM30 204V205H29ZM57 206H56V205ZM58 204H59V207H58ZM63 204H64V206H63ZM76 206H75V205ZM144 204V203H143ZM165 204V203H164ZM212 204V205H211ZM2 205V206H1ZM8 205V206H7ZM22 205H25V206H22ZM29 205V206H28ZM34 205V206H33ZM56 207H55V206ZM61 205V206H60ZM82 205V206H81ZM95 205V206H94ZM158 205V204H157ZM182 205V204H181ZM192 206H196V204H191ZM54 206V207H53ZM75 206V207H74ZM1 207H4V208H1ZM8 207H10V208H8ZM14 207V208H13ZM58 207V211L56 210V208ZM62 207V208H61ZM67 207V208H66ZM86 207V208H85ZM90 207V208H89ZM92 207V208H91ZM165 207V206H164ZM187 207V206H186ZM212 207H213V210H212ZM215 207V208H214ZM216 207H217V209H216ZM260 207V208H259ZM8 208V209H7ZM74 208V209H73ZM79 208V209H78ZM87 208H89V209H87ZM95 208H102L103 210H101V211H103L105 214H103V213H99V212H97L96 211V209ZM163 208V207H162ZM161 208V209H162ZM166 208H168V207H166ZM189 208H191V209H193L194 211H198V209H196V208H192V207H189ZM189 208H187V209H189ZM230 208V209H229ZM243 208V209H242ZM10 209V210H9ZM14 209V210H13ZM63 209V210H62ZM208 209H211V211L214 213V214H211V211L210 210H208ZM219 209V210H218ZM3 212H2V211ZM18 211V213H20L19 215H18V213L16 214V212ZM22 210V211H21ZM62 210V211H61ZM69 212H67V211ZM89 210V211H88ZM106 210V211H105ZM207 210V211H206ZM221 210H223V211H221ZM224 210H226V211H224ZM229 210H230V212H229ZM5 211V212H4ZM42 211V212H41ZM51 211H52V213H51ZM87 211V212H86ZM26 212V213H25ZM38 212V213H37ZM71 212V213H70ZM90 212V213H89ZM97 212V213H96ZM227 212H229V214L227 213ZM10 213V214H9ZM36 213V214H35ZM55 213V214H54ZM80 213V214H79ZM239 213V214H238ZM15 214V215H14ZM40 216H39V215ZM49 214V215H48ZM64 214V215H63ZM68 214V215H67ZM74 214V215H73ZM101 214V215H100ZM131 214V215H130ZM241 214H243L244 215V217L243 216H241ZM12 215V216H11ZM21 215V216H20ZM60 215H61V217L63 218H61L60 217ZM67 215V216H66ZM7 216L8 217H10L11 218V220L12 221H10V223L7 225L6 224V226H5V224H3V223H6V221H7ZM42 216V217H41ZM57 216H58V218H57ZM82 216V217H81ZM13 217H15V218H13ZM37 217V218H36ZM68 217H70V218H68ZM202 217V216H201ZM207 219H206V218ZM9 218V219H10ZM34 218V219H33ZM66 218H67V220H66ZM73 218V219H72ZM83 218V219H82ZM162 218V217H161ZM165 218V217H164ZM233 218H236V219H233ZM3 219H4V221H3ZM14 219V220H13ZM57 219V220H56ZM42 222H41V221ZM60 220V221H59ZM84 220V221H83ZM247 220H249V221H253V222H251V223H247V224H244V222L245 221H247ZM53 221H55V222H53ZM64 221V222H63ZM68 221V222H67ZM75 221V223H77V225H76V229H75V231L74 230H72V231H70L69 229H60L61 227H62V225H64L65 223H73ZM123 221V222H122ZM15 222V223H14ZM16 222H17V224H16ZM21 222H23L22 224L23 225H25V226H23V228H25V229H21V227L22 226H20V224H21ZM35 222V223H34ZM37 222V223H36ZM41 222V223H40ZM63 222V223H62ZM81 222V223H80ZM132 222V223H133ZM46 223H48L49 224V226L51 227L52 226V228H54V229H57L58 230V234L60 235V234H62V235H58L59 237H60V239H59V237L56 239V237L57 236H52L51 234H49V236L48 235H46L45 233L43 234H41L40 232H38L40 229H41V227H42V224H46ZM123 223V224H122ZM11 224H12V226H11ZM16 224V225H15ZM29 224V225H28ZM62 224V225H61ZM84 224V225H83ZM86 224V225H85ZM116 224H117V226H116ZM250 226H249V225ZM14 225V226H13ZM35 225V226H34ZM82 225V226H81ZM90 225V226H89ZM115 225V226H114ZM254 225V226H253ZM3 226H5V228H3ZM18 226L20 227V228H18ZM29 226V227H28ZM55 226V227H54ZM252 226V227H251ZM256 226V227H255ZM258 226V227H257ZM12 227H13V229H12ZM15 227V228H14ZM17 227V228H16ZM32 227V228H31ZM36 227V228H35ZM82 227V228H81ZM8 228V229H7ZM60 230H59V229ZM145 228H147V226H145V225H142L141 227H140V230L143 232L144 231V229ZM198 228V227H197ZM255 228H257V229H255ZM258 228H259V230H260V232H259V230H258ZM5 229V230H4ZM14 229H16V231L14 230ZM38 231H37V230ZM118 229V230H117ZM253 229H254V231H253ZM20 230V231H19ZM28 230V231H27ZM66 230H69V233H67L68 231H66ZM85 230V231H84ZM89 230H91V231H89ZM198 230V229H197ZM235 232H234V231ZM253 232H252V231ZM262 230V231H261ZM12 231V232H11ZM19 231V233H17ZM34 231V232H33ZM45 231H47V230H44V232ZM65 231V232H64ZM206 231V227H205V230H203V232H205ZM14 232V234H12ZM24 233V235H23V233ZM73 232V233H72ZM89 232V233H88ZM225 232V233H224ZM229 232V233H228ZM230 232H231V234H230ZM248 232V233H247ZM17 235H16V234ZM76 233V234H75ZM175 233V234H174ZM221 233V234H220ZM253 233H255L254 235H253ZM33 234H34V236H33ZM70 236H69V235ZM73 234V235H72ZM81 234H82V236H81ZM93 234V235H92ZM190 234V235H189ZM239 234V235H238ZM20 235V236H19ZM27 235V236H26ZM30 236V238H29V236ZM32 235V236H31ZM72 235V236H71ZM16 236V237H15ZM19 236V237H18ZM23 238H22V237ZM44 238H43V237ZM91 236V237H90ZM27 237V238H26ZM73 237V238H72ZM164 237V238H163ZM237 237L239 238V239H237ZM14 238H16V239H14ZM35 238H39L40 240L37 242V243H35ZM63 240H62V239ZM65 238H66V240L68 241H66L65 240ZM72 238V239H71ZM136 238H138V236L136 237ZM136 238L134 239V240H136ZM168 238V239H167ZM262 238H264V236L262 237ZM5 239V240H4ZM19 239V240H18ZM24 239V240H23ZM33 239V240H32ZM165 239H166V241H165ZM7 240V241H6ZM15 240V241H14ZM21 240V241H20ZM61 240V241H60ZM73 240H75V241H73ZM90 240V241H89ZM191 240H192V242H191ZM9 241V242H8ZM17 241V242H16ZM56 241V242H55ZM182 241H186V242H188V243H190V244H193L191 247H189V248H184L183 246H182V244L180 243V242H182ZM11 242V243H10ZM85 242H87V243H85ZM21 243H23L22 245H21ZM26 243V244H25ZM34 243V244H33ZM66 243V244H65ZM82 243V244H81ZM153 243V242H152ZM239 243H240V245H239ZM17 244V245H16ZM78 244H79V247H78ZM121 244V245H120ZM150 244V243H149ZM232 244H234V245H232ZM81 245V246H80ZM84 245V246H83ZM120 245V246H119ZM197 245V246H196ZM238 245V246H237ZM258 245V246H257ZM14 248H13V247ZM24 248V251H21V248L22 247ZM180 246V247H179ZM199 246H201V247H199ZM240 246H242V247H245L247 250L248 249H252L251 251H250V254L249 255H244L243 254V250L241 251V249H239L240 248ZM253 246V247H252ZM16 247H18L17 249H16ZM30 247V248H29ZM120 247V248H119ZM188 247V246H187ZM197 247H199V248H197ZM239 247V248H238ZM14 250H13V249ZM83 248V249H84ZM132 248V247H131ZM133 249V248H132ZM169 249V250H168ZM199 249V250H198ZM254 249H256V251L254 250ZM16 250V251H15ZM18 250V251H17ZM42 250H44L43 248H41L40 250H38V251H41L42 252ZM120 250V251H119ZM160 250H163L162 249V247H160L159 249H158V251H160ZM15 251V252H14ZM194 251H195V253H194ZM239 251H240V255H242V256H240V255H238L239 254ZM25 252V253H24ZM176 252V251H175ZM188 252V253H187ZM190 253H192L191 254V256H190ZM172 254V255H171ZM187 254V255H186ZM189 254V255H188ZM109 255H111V256H109ZM235 255V256H234ZM106 256H107V258H106ZM171 258H170V257ZM238 256H239V258H240V261H239V258H238ZM193 257V258H192ZM195 257V258H194ZM213 257H215V258H213ZM242 257V258H241ZM244 257H245V259H244ZM113 258V259H112ZM126 258V259H125ZM173 258H174V260H173ZM233 258H237L236 260L237 261H235L234 262V260L235 259H233ZM80 259V258H79ZM166 259V260H165ZM242 259H243V261H242ZM247 259V260H246ZM244 260H246V261H244ZM111 262H113V263H111ZM175 264V263H174ZM187 264H189V263H187ZM222 264H225V263H222Z\"/></svg>",
    "mask_w": 264,
    "mask_h": 264
},
{
    "label": "water",
    "instance_id": "95a60500",
    "mask_svg": "<svg viewBox=\"0 0 264 264\" xmlns=\"http://www.w3.org/2000/svg\"><path fill=\"white\" fill-rule=\"evenodd\" d=\"M172 129L176 130L179 139L185 143H195L196 139L193 133L200 129L209 120H204L202 117L193 111H182L170 116ZM147 127L156 131H165L166 125L162 121H154L147 124ZM123 133L114 134L112 138L121 141ZM196 176H203L204 172H191ZM241 179L245 182L255 185L257 187L259 197L264 201V175L256 167H249L241 175ZM23 178H28L25 181ZM45 179L41 171L28 167L24 172L9 165L6 160L0 156V187L13 191H34L39 196L56 197L60 195H67L72 193L75 197H79L82 193L75 185H69L66 188H59L55 186H48L42 184ZM97 199L104 201L112 207L113 217H123L126 213L124 207L114 202L110 198L104 197L100 194H95ZM122 213V215H121ZM0 264H8L0 260Z\"/></svg>",
    "mask_w": 264,
    "mask_h": 264
},
{
    "label": "snow or ice",
    "instance_id": "6c2138e0",
    "mask_svg": "<svg viewBox=\"0 0 264 264\" xmlns=\"http://www.w3.org/2000/svg\"><path fill=\"white\" fill-rule=\"evenodd\" d=\"M121 215H122V213H121Z\"/></svg>",
    "mask_w": 264,
    "mask_h": 264
}]
</instances>
